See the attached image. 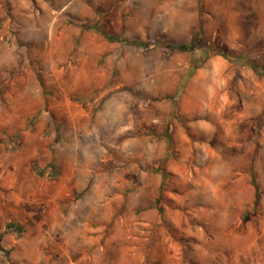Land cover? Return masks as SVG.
<instances>
[{"label":"clouds","instance_id":"obj_1","mask_svg":"<svg viewBox=\"0 0 264 264\" xmlns=\"http://www.w3.org/2000/svg\"><path fill=\"white\" fill-rule=\"evenodd\" d=\"M35 5L0 0V15L15 17L0 29V78L13 83L10 72L31 78L22 92L16 87L0 92V148L6 147L0 153V189H6L0 190V264H70V256L87 251L90 264H103L109 248L121 253L114 264H144L145 258L155 264L154 249L146 252L151 233L125 247L127 232L105 233L112 213L100 211L121 200L117 189L125 183L142 194L137 175L123 178L133 173L143 178L147 169L140 173L137 165L164 155L163 141L139 135L143 123H161L142 119L153 102L172 114L174 124L179 120L202 132L203 143L192 146L195 155L185 149L180 165L182 183L199 170L182 199L194 218L188 231L200 243L187 241L192 247L184 264L194 256L201 264H264V206L258 201L252 212L224 187L243 154L255 150L264 160V0H35ZM49 35L62 37L52 48L57 63H75L72 71L86 85L64 83L66 95L79 93L74 102L86 119H69L55 105L47 108L32 77L30 60L51 78ZM97 39L104 42L100 52L92 47ZM33 116L36 123L26 125ZM245 122L251 135L239 127ZM221 125L223 135L217 132ZM38 141L48 145L43 156ZM50 184L66 186L71 196L54 216L40 198L42 186L47 191ZM257 184L264 193V173ZM238 212L251 215L236 233ZM93 222L97 235L89 237L87 225ZM164 236L174 253L170 264H179V246Z\"/></svg>","mask_w":264,"mask_h":264},{"label":"rangeland","instance_id":"obj_2","mask_svg":"<svg viewBox=\"0 0 264 264\" xmlns=\"http://www.w3.org/2000/svg\"><path fill=\"white\" fill-rule=\"evenodd\" d=\"M33 6L36 7L35 0H33ZM26 11L27 10L24 8L20 9L21 13ZM10 21L15 22V17L12 16L11 13H9L7 17L0 15V29ZM47 39L51 41L46 47V50L52 54V66L50 68L51 78H45L41 73L37 72L35 65L32 64L31 60L29 61L30 66L33 68L32 77L35 78V81L39 84L40 88L43 89L42 95L45 98L44 103L47 108H53L55 105L54 110L62 112L69 119H86L87 117L84 111L79 110L74 102L75 96L79 93L77 92L72 93V95H66L64 83H76L85 88L86 85L82 79L73 73L72 69L75 68V63L67 65L63 62L57 63L58 57L52 52V48L55 46V43L62 42V37L49 35ZM103 43L102 39L94 40L92 41V47L97 52H100ZM73 50H75V46ZM42 63L43 61H41V64ZM237 76H239L241 81L244 79L243 75L239 72L237 73ZM9 78L13 83H8L3 78H0V92L11 93L13 87L17 88V92H22L31 79L26 72L19 76L14 72H10ZM172 94L178 95V93L175 92ZM171 115V113L165 112L162 107L158 106V102H153L148 105L142 119H146L147 117L160 118L161 123H143L140 126L139 135L149 138L150 140L154 139L156 141H163L164 149L166 150V157L161 162L154 163L156 159H153L147 165H137L140 173H145V170L147 169V174L143 178H140L139 174L135 173L127 174L123 178L124 181H127L128 175H137V178L139 179L137 187L143 188L142 194L137 196V188L125 183L123 188L117 189L121 195V200L119 202L113 201L106 208L100 210L101 212L111 211L112 213L110 222L107 223V226L104 229L105 233H107L109 229H111L113 233L117 231L127 232L130 239L125 244V247L135 246L137 240L141 236L146 233H151V241L146 246V252L148 249H153L154 247L161 250L158 257L155 259V264H170V261L167 260L166 253H169L170 256L174 254L164 242L165 233L167 236L171 237L172 241L180 248L181 259L179 264H184L187 250L189 247H192L187 241H195L197 244L200 243L199 238L194 233L188 231V229L194 225V218L190 215L188 201L182 199L186 192L193 188V185L189 181L196 178L197 171L199 170L197 169L196 171H191L187 174L182 183L180 165L185 155V149L191 147L193 155H195L196 149L192 146L203 143V140L201 139L202 132L200 129H194L191 126L184 127L179 120L174 124ZM225 119H227V117H225ZM35 123V116H33L31 120L25 121L26 125ZM191 123H196V121L190 122V125ZM239 127L245 130L246 135H251L253 131L251 126L246 122ZM169 130L172 139V147L169 146L170 141L166 138V134ZM217 132L223 135L225 133L224 126L221 125L217 129ZM3 135L6 136L7 133L4 132ZM213 135H215V133ZM0 143H2V138H0ZM37 144L38 151L41 156H43L48 150V145L43 143V141H38ZM5 150L6 147L0 148V153ZM232 150L237 151L235 145ZM31 164L32 162L29 161L24 166L25 172H30ZM185 166H187L186 162ZM2 171V168H0V172ZM8 171L12 172L14 169L9 166ZM261 173H264V160L258 159L255 150H253L252 152L243 154V162L224 185L225 189L233 196L238 197L239 201L244 204L245 207L250 206L252 212H255L258 201L264 206V193L261 192L257 184V177ZM40 175H42V173ZM157 176L160 177L161 184L158 187L156 201L151 207V209L155 210L154 215L150 216V193L152 192V189L156 188L153 178ZM150 177L153 178L150 179ZM51 178L55 180V174H53ZM2 183L3 180H0V184ZM0 190L6 191V189ZM40 198L46 202L45 206L48 207L49 212L54 216L57 205L63 203V201L70 200L71 196L66 186L50 184L47 191H45L42 186ZM249 199L251 200V205L248 203ZM67 211L68 210L66 209L65 215H67ZM159 215L163 217L160 219ZM250 215L251 213L249 212L243 214L239 212L237 213L239 226L235 227L236 233H239L241 229L249 224ZM37 223H39V220ZM97 226L98 225L94 222L89 223L87 225L86 235L89 237L97 235V233L93 231ZM195 226L198 227V223ZM8 227H12V225L10 224ZM44 227L47 226L45 225ZM99 243L102 247L104 246V240H100ZM158 245L159 247H157ZM158 249H155L154 251L157 252ZM163 249L165 252L162 251ZM193 253H195V247H193ZM85 255H91V251L81 252L75 256H70L68 258L70 259V264H90L88 260L84 259ZM120 256L121 253L116 248H109L105 251L103 264H114V261ZM130 264H139V261H130ZM144 264H149L147 258H145ZM189 264H201V262L194 256V258L189 261Z\"/></svg>","mask_w":264,"mask_h":264},{"label":"crops","instance_id":"obj_3","mask_svg":"<svg viewBox=\"0 0 264 264\" xmlns=\"http://www.w3.org/2000/svg\"><path fill=\"white\" fill-rule=\"evenodd\" d=\"M165 148V147H164ZM164 151V155L163 156H159V158H156V161L154 162V163H156V162H161V161H163L164 160V158L166 157V150L164 149L163 150ZM153 177H150V179H152ZM154 179V182H155V184H156V188L155 189H152L151 191V193H150V216H153L154 215V209H151V207H152V205L155 203V201H156V198H157V191H158V187L160 186V184H161V179H160V177H159V179H158V181H157V179H156V177H154L153 178ZM156 215V214H155ZM157 216V215H156ZM163 216H160L159 215V218L161 219ZM163 230V229H162ZM155 244H156V242H155ZM156 246V245H155ZM157 247H159V245L157 246ZM154 250L155 249H158V248H156V247H154L153 248ZM162 251H164L165 252V250L163 249ZM161 252V250H157V252H155V259H156V257H158V254ZM166 257H167V260H169V257H170V254L169 253H166Z\"/></svg>","mask_w":264,"mask_h":264},{"label":"trees","instance_id":"obj_4","mask_svg":"<svg viewBox=\"0 0 264 264\" xmlns=\"http://www.w3.org/2000/svg\"><path fill=\"white\" fill-rule=\"evenodd\" d=\"M260 75L264 76V72L260 73ZM166 138L170 141L169 146L172 147V139L170 135V130L167 132Z\"/></svg>","mask_w":264,"mask_h":264}]
</instances>
